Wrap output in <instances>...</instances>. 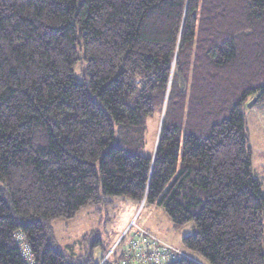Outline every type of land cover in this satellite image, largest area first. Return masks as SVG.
Segmentation results:
<instances>
[{
  "label": "trees",
  "instance_id": "trees-1",
  "mask_svg": "<svg viewBox=\"0 0 264 264\" xmlns=\"http://www.w3.org/2000/svg\"><path fill=\"white\" fill-rule=\"evenodd\" d=\"M257 93L264 0H0V264H96L109 244L69 255L51 223L117 196L193 223L181 245L204 262L167 264H264Z\"/></svg>",
  "mask_w": 264,
  "mask_h": 264
},
{
  "label": "rangeland",
  "instance_id": "rangeland-1",
  "mask_svg": "<svg viewBox=\"0 0 264 264\" xmlns=\"http://www.w3.org/2000/svg\"><path fill=\"white\" fill-rule=\"evenodd\" d=\"M245 111L246 128L251 147V169L253 175L262 181L264 190V100L258 103L255 101L250 107H245ZM161 118L162 113L148 119L146 143L143 150L145 155L155 148ZM110 200L111 202L107 205L98 204L83 207L73 218L52 221L54 236L58 244L66 249L69 255L84 253L96 237L102 238L103 245L109 244V248H112L123 232L128 230L127 235L131 237L135 227L143 228L160 240L183 251L182 237L195 230L191 222L183 225L180 229H174L170 218L160 206L144 205L141 203L142 200L135 202L118 196L111 197ZM92 231L95 233L92 234ZM127 238L120 246L126 242ZM108 250L105 251L100 246L94 248L93 255L96 264H100L99 262L106 257ZM188 255L196 261L204 262L203 258L194 253H188ZM107 258L106 264H111L113 256L109 255Z\"/></svg>",
  "mask_w": 264,
  "mask_h": 264
},
{
  "label": "built area",
  "instance_id": "built-area-1",
  "mask_svg": "<svg viewBox=\"0 0 264 264\" xmlns=\"http://www.w3.org/2000/svg\"><path fill=\"white\" fill-rule=\"evenodd\" d=\"M126 237H128L126 242L120 246L119 250L120 264H167L179 256H188L184 251L161 241L140 227H135L131 237L127 235V231L123 232L116 245L120 240L124 241ZM116 245L108 250L106 257L113 252ZM21 250L25 259L32 263L31 252L24 243H21ZM106 257L99 263L102 264Z\"/></svg>",
  "mask_w": 264,
  "mask_h": 264
},
{
  "label": "water",
  "instance_id": "water-1",
  "mask_svg": "<svg viewBox=\"0 0 264 264\" xmlns=\"http://www.w3.org/2000/svg\"><path fill=\"white\" fill-rule=\"evenodd\" d=\"M260 94L257 93L256 95H254L247 103H246V107H250L258 98H259ZM141 203H143V200L141 201Z\"/></svg>",
  "mask_w": 264,
  "mask_h": 264
},
{
  "label": "bare ground",
  "instance_id": "bare-ground-1",
  "mask_svg": "<svg viewBox=\"0 0 264 264\" xmlns=\"http://www.w3.org/2000/svg\"><path fill=\"white\" fill-rule=\"evenodd\" d=\"M128 231V230H127ZM149 232V231H148ZM152 234V233H151ZM155 236V235H154ZM156 237V236H155ZM158 238V237H157ZM159 239V238H158ZM162 241V240H161ZM164 242V241H163ZM184 251V250H183ZM185 252V251H184ZM186 253V252H185ZM188 255V253H186ZM189 256V255H188Z\"/></svg>",
  "mask_w": 264,
  "mask_h": 264
},
{
  "label": "crops",
  "instance_id": "crops-1",
  "mask_svg": "<svg viewBox=\"0 0 264 264\" xmlns=\"http://www.w3.org/2000/svg\"><path fill=\"white\" fill-rule=\"evenodd\" d=\"M263 187V186H262ZM184 237V236H183ZM166 243V242H165Z\"/></svg>",
  "mask_w": 264,
  "mask_h": 264
}]
</instances>
